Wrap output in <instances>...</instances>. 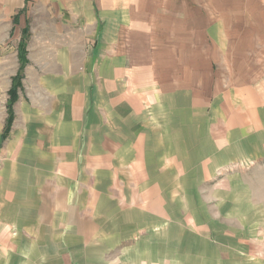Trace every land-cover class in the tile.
Instances as JSON below:
<instances>
[{
  "label": "rangeland",
  "instance_id": "rangeland-1",
  "mask_svg": "<svg viewBox=\"0 0 264 264\" xmlns=\"http://www.w3.org/2000/svg\"><path fill=\"white\" fill-rule=\"evenodd\" d=\"M86 8L94 11L91 19ZM0 32L8 35L0 42V172L6 170L0 185L17 176V163H30L12 151L11 129L20 131L15 119L26 118L25 100L35 98L46 110L36 111L51 112L47 85L54 70H68L64 56L70 54L73 77L75 70H93L91 95L94 70H103L98 81L103 78L109 106L113 70L138 67L136 44L143 42L154 70H183L177 85L168 76V90H160L166 107L162 100L142 103L156 125H165L167 139L159 130L153 133L150 167L136 178L140 185L103 181L104 215L86 228L87 244L95 243L99 262L109 264L262 262L264 0H0ZM16 77L14 119L6 130ZM110 112L103 109L106 127ZM105 139L107 152H116L112 137ZM1 189L4 259L16 264L20 255L12 238L19 227L11 222L16 212L6 208ZM13 190L18 199L19 187Z\"/></svg>",
  "mask_w": 264,
  "mask_h": 264
},
{
  "label": "crops",
  "instance_id": "crops-1",
  "mask_svg": "<svg viewBox=\"0 0 264 264\" xmlns=\"http://www.w3.org/2000/svg\"><path fill=\"white\" fill-rule=\"evenodd\" d=\"M90 2L86 0V3ZM85 10L91 19L94 11L91 8ZM7 39V33L0 32V42ZM136 47L140 50L135 54L139 66L113 70L115 82L108 88L112 93L111 105H104L103 78L98 81V73L103 74V70H94L95 87L91 95L88 84H93L89 78L93 70H75L73 77L70 54L64 56L68 70L62 73H55L54 70L52 83L47 85L51 112L36 111L46 110L37 105L35 98L25 100L26 103L21 105V112L27 111L23 113L27 114L26 118L17 116L15 125L20 131L11 129L9 138H14L12 151L21 154L22 159L27 156L25 159L30 163L26 165L28 169L23 161L17 163V176L0 185L2 196L7 198L6 208L9 212L13 209L16 212L11 221L19 227L17 238H12L20 255L16 264H109L104 260L99 262L101 257L94 252L100 249L93 242L87 244L86 232V228H91L89 225L98 224L97 220L104 215L103 181L113 180L114 185L123 183L126 186L142 183L136 178L139 172L150 167L153 152L149 144L151 137L158 130L159 135L162 134V127H165L155 124L158 122L153 114L147 116L142 103L162 100L166 107L167 100L162 99V95L169 88L167 77L171 76L173 85H177V80H180L178 74L183 71L154 70L147 65L151 55L146 53L143 42L137 43ZM162 89L163 92L160 91ZM154 90L156 92L153 93ZM179 90L175 88L173 91ZM178 101L181 100L178 98ZM227 106L225 112L229 111V103ZM104 108L112 113L108 116L111 120L108 127L103 121ZM134 112L138 113H135L137 117L131 120L130 113ZM155 114L159 115L156 108ZM163 121L166 123V120ZM20 122L28 128L22 129L18 124ZM105 135L112 137L111 148L115 147L116 152H107L109 143L105 141ZM164 138L167 139V136ZM259 148V156H262L264 141L259 142ZM39 160L43 165L36 163ZM109 161L111 165L106 164ZM14 187L20 189L18 199H15L17 191L13 190ZM13 198L14 204L11 202ZM87 203L91 204L92 210H87ZM3 234L5 232L0 224V264H6L1 239ZM263 254L259 249V257H262L259 264H264Z\"/></svg>",
  "mask_w": 264,
  "mask_h": 264
},
{
  "label": "trees",
  "instance_id": "trees-1",
  "mask_svg": "<svg viewBox=\"0 0 264 264\" xmlns=\"http://www.w3.org/2000/svg\"><path fill=\"white\" fill-rule=\"evenodd\" d=\"M18 78L19 77H16L15 78V82H14V85L13 87L11 88L10 92H11V101H10V104H9V109H10V116H9V120H8V125L6 126V130L9 129L10 127V124L12 122V120L14 119V114H13V109H12V103L15 102L16 98H17V90H16V86L17 84L19 83L18 82Z\"/></svg>",
  "mask_w": 264,
  "mask_h": 264
}]
</instances>
